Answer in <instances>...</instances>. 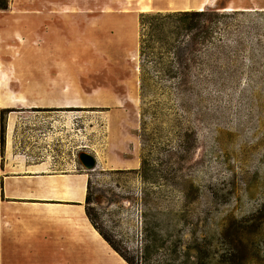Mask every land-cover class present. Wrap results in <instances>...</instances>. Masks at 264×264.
I'll return each instance as SVG.
<instances>
[{
    "label": "rangeland",
    "instance_id": "1",
    "mask_svg": "<svg viewBox=\"0 0 264 264\" xmlns=\"http://www.w3.org/2000/svg\"><path fill=\"white\" fill-rule=\"evenodd\" d=\"M173 9L169 0H10L0 10V167L49 158L81 169V152L98 158L82 206L9 199L0 180V221L74 220L81 210L118 256L90 264H264V0L208 7L236 11L224 20L225 83L158 102L166 108L142 137L139 18Z\"/></svg>",
    "mask_w": 264,
    "mask_h": 264
},
{
    "label": "crops",
    "instance_id": "2",
    "mask_svg": "<svg viewBox=\"0 0 264 264\" xmlns=\"http://www.w3.org/2000/svg\"><path fill=\"white\" fill-rule=\"evenodd\" d=\"M203 1L169 0L175 4L173 10L176 11L206 9L216 0ZM12 129L9 117L8 132ZM79 167L76 160L63 163L49 158L41 161L8 159L0 167L2 190L9 199L82 206L88 194L89 176L85 167ZM78 211L80 220L0 221V264H75L94 257L118 258L93 223L81 220L82 212ZM119 262L124 264L120 258Z\"/></svg>",
    "mask_w": 264,
    "mask_h": 264
},
{
    "label": "trees",
    "instance_id": "3",
    "mask_svg": "<svg viewBox=\"0 0 264 264\" xmlns=\"http://www.w3.org/2000/svg\"><path fill=\"white\" fill-rule=\"evenodd\" d=\"M9 2L0 0V10L8 9ZM235 14L236 11L227 13L206 8L146 12L140 15L142 137L143 132L145 134L147 131L148 120L166 108L158 102L181 100L188 95L202 98L225 83L221 81L227 78L223 75L226 73L221 72L224 65L220 63L219 54L226 50L229 55L227 58L231 59L233 47L231 41L225 39V33H230V23L225 22V18ZM4 133L5 127L2 124L3 146ZM148 163V158L144 157L142 173L146 172ZM89 201L88 193L86 202ZM91 222L98 230L94 222ZM102 236L108 241L107 237ZM125 259L128 264H141L131 258Z\"/></svg>",
    "mask_w": 264,
    "mask_h": 264
},
{
    "label": "water",
    "instance_id": "4",
    "mask_svg": "<svg viewBox=\"0 0 264 264\" xmlns=\"http://www.w3.org/2000/svg\"><path fill=\"white\" fill-rule=\"evenodd\" d=\"M79 159L86 170H93L98 165L97 156L89 152H81L79 154Z\"/></svg>",
    "mask_w": 264,
    "mask_h": 264
},
{
    "label": "bare ground",
    "instance_id": "5",
    "mask_svg": "<svg viewBox=\"0 0 264 264\" xmlns=\"http://www.w3.org/2000/svg\"><path fill=\"white\" fill-rule=\"evenodd\" d=\"M232 8H227V10H231ZM147 10H149V5H145V7H144V9H143V11H147ZM200 10H203V8H201ZM70 215H71V217H73V219H75V220H80V218H79V216H80V213H79V211L78 210H76V209H74V210H71L70 211Z\"/></svg>",
    "mask_w": 264,
    "mask_h": 264
}]
</instances>
